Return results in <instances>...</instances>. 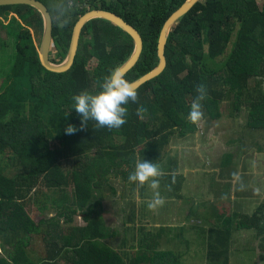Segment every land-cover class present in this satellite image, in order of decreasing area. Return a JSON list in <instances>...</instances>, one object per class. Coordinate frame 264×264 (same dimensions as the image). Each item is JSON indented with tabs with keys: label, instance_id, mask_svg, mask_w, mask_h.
I'll return each instance as SVG.
<instances>
[{
	"label": "trees",
	"instance_id": "trees-1",
	"mask_svg": "<svg viewBox=\"0 0 264 264\" xmlns=\"http://www.w3.org/2000/svg\"><path fill=\"white\" fill-rule=\"evenodd\" d=\"M39 1L53 18L55 64L66 59L73 27L89 8L114 11L133 24L144 48L124 75L131 82L158 64L160 31L186 0H88L89 8L81 7L85 0H74L70 22L63 27L54 21L56 0ZM12 13L19 19L10 18ZM43 28L35 8L0 6V32L16 43L13 55L8 54L10 66L2 65L0 72V231L15 233L32 225L23 204L35 189L46 188L60 195L61 216L71 222L81 211L86 225L75 226L67 234L58 224L48 223L43 241L51 248L42 264H185L198 256L204 264H230L235 233L242 229L254 230L264 249V203L251 213L234 212L208 229H189L190 239L183 225L140 227L131 241L127 235L120 239L99 213L111 176L128 180L138 160L164 169L159 164L164 146L177 133L185 136L196 129L188 116L197 85L207 88L203 118H221L220 107L229 102L232 116L246 112L249 130H264V0H199L170 31L164 71L136 89L137 102L124 105L127 122L110 130L97 129L95 121L89 120L86 129L72 135L57 132L63 125L80 129L72 96L100 91L103 78L130 57L134 41L111 21L92 19L82 30L71 69L54 73L42 67L31 32L42 36ZM93 58L98 60L96 65L90 64ZM139 106L147 109L142 120L136 115ZM50 138L57 143L51 145ZM225 158L228 164L231 154ZM167 169L156 191L177 196L185 181L176 173V163ZM66 189L71 190V199ZM189 210L196 212L194 205ZM194 244L198 245L195 256L189 253ZM12 259L23 264L24 252L18 251ZM260 259L264 261V255ZM0 264L9 262L0 258Z\"/></svg>",
	"mask_w": 264,
	"mask_h": 264
},
{
	"label": "rangeland",
	"instance_id": "rangeland-1",
	"mask_svg": "<svg viewBox=\"0 0 264 264\" xmlns=\"http://www.w3.org/2000/svg\"><path fill=\"white\" fill-rule=\"evenodd\" d=\"M12 16L18 18L14 13L9 17ZM31 32L38 46L41 35H37L33 29ZM15 46L14 38L0 32V72L2 65L10 66L8 54L13 55ZM56 54L54 47L51 55L54 58ZM97 62L93 58L90 64L96 65ZM230 111V103L225 102L220 107L221 118H203L196 123L194 131L185 136L177 133L164 146L159 162L164 169H160L164 172L176 163V173L185 182L179 196H162L164 204L155 211L148 208L154 196V190L149 185L147 189L144 190L145 186L141 189V195L136 184L129 183L122 176H111L107 183L110 190L107 189L102 195L99 213L111 230L118 232L120 239L127 235L131 241L140 227L161 225L175 228L183 225L186 227L184 234L190 239L189 229H208L211 224L215 225V221L234 215V212L251 213L264 203V130H249L246 127V112H233L232 116ZM57 132L59 135L65 133L64 125ZM50 140L51 145L57 143L52 138ZM226 154H231L228 164H224ZM134 170L131 169V172ZM65 193L72 198L70 189H66ZM59 196L46 188H37L30 194L23 205L33 224L15 233L0 231V258L14 264L12 257L22 251L23 264H42L43 259L47 260V250L51 248L43 241L48 223L58 224L67 234L75 226L86 225V216L81 211L72 217L71 222L60 215ZM192 205L196 212H190ZM238 213L237 221L241 219ZM233 242L230 264H264L260 259L264 249L260 247L254 230L238 231ZM197 246L194 244L189 248L190 255L195 256ZM251 246L255 247L254 251ZM182 251H185V247H182ZM185 264L204 262L198 256L186 259Z\"/></svg>",
	"mask_w": 264,
	"mask_h": 264
},
{
	"label": "clouds",
	"instance_id": "clouds-1",
	"mask_svg": "<svg viewBox=\"0 0 264 264\" xmlns=\"http://www.w3.org/2000/svg\"><path fill=\"white\" fill-rule=\"evenodd\" d=\"M74 0H56L53 5L55 10L54 21L59 26H66L70 22V11L73 7ZM100 91L95 94H90L83 91L72 96L73 105L76 113L81 118L80 129L73 125H68L65 128V133L68 135L74 134L78 130L87 128L89 120L95 121L94 127L108 129H119L126 122L128 109L124 107L130 101L135 103L138 101L137 90L121 75L118 70H114L108 76L103 78L99 84ZM196 97L192 100L191 110L188 119L192 123H198L203 119V104L207 98V88L204 84L196 86ZM147 109L139 106L136 109V115L141 120L144 118ZM165 173L158 167L157 164L149 161L138 162L135 165V170L128 176L129 183L136 184L137 190L144 187L146 184L154 190V196L148 204L150 210L155 211L158 207L163 206L164 198L156 191L159 188L160 178ZM172 183H175V177H172ZM171 190V186H169Z\"/></svg>",
	"mask_w": 264,
	"mask_h": 264
},
{
	"label": "water",
	"instance_id": "water-1",
	"mask_svg": "<svg viewBox=\"0 0 264 264\" xmlns=\"http://www.w3.org/2000/svg\"><path fill=\"white\" fill-rule=\"evenodd\" d=\"M199 0H186L182 3L171 15L166 19L159 35L158 39V64L135 79L134 81L129 82L135 89H138L143 83L153 79L154 77L160 75L167 66V57H166V44L170 31L177 23L178 19L187 13ZM14 5H28L35 8L42 16L44 28L41 37V41L38 45V56L42 67L50 72L54 73H64L71 69L73 66L76 56L78 54L81 34L84 26L87 22L96 18H103L111 21L112 23L119 26L127 34L131 36L134 41V49L130 57L120 65L116 70H118L121 75L124 77L128 71H130L136 63L139 61L141 54L144 48V40L140 31L130 22L125 20L120 14L102 9V8H93L86 11L83 15L79 17L76 21L72 36L69 51L66 59L58 64H55L51 60V50L53 47V18L49 12L47 6L39 0H0V6H14ZM19 18V17H18Z\"/></svg>",
	"mask_w": 264,
	"mask_h": 264
},
{
	"label": "crops",
	"instance_id": "crops-1",
	"mask_svg": "<svg viewBox=\"0 0 264 264\" xmlns=\"http://www.w3.org/2000/svg\"><path fill=\"white\" fill-rule=\"evenodd\" d=\"M88 6H89V4H88ZM88 6H87V8H89ZM88 10H90V8H89ZM41 37H42V36H41ZM40 41H41V40H40ZM39 43H40V42H39ZM52 48H54V45H53ZM52 59H53V56L51 55V60H52Z\"/></svg>",
	"mask_w": 264,
	"mask_h": 264
},
{
	"label": "built area",
	"instance_id": "built-area-1",
	"mask_svg": "<svg viewBox=\"0 0 264 264\" xmlns=\"http://www.w3.org/2000/svg\"><path fill=\"white\" fill-rule=\"evenodd\" d=\"M87 1H88V0H85V2L83 3V5L88 6V5H87ZM85 3H86V4H85ZM78 4H79V3H78ZM83 5H82V6H83ZM82 6H81V7H82ZM83 7H84V6H83ZM88 7H89V6H88Z\"/></svg>",
	"mask_w": 264,
	"mask_h": 264
}]
</instances>
